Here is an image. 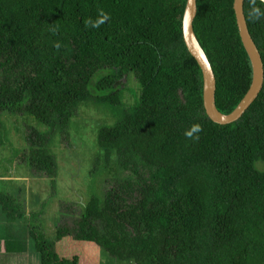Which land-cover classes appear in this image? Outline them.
I'll use <instances>...</instances> for the list:
<instances>
[{
	"label": "trees",
	"instance_id": "obj_1",
	"mask_svg": "<svg viewBox=\"0 0 264 264\" xmlns=\"http://www.w3.org/2000/svg\"><path fill=\"white\" fill-rule=\"evenodd\" d=\"M233 1L197 0L193 21L224 114L252 78ZM185 3L0 0V148L5 122L27 117L35 125L25 136L27 172L52 177L53 141L78 131L85 110L94 159L113 182L86 200L74 239L94 243L117 264H264V84L239 120L221 125L207 116L202 73L182 37ZM253 6L264 12V3L243 7L264 67V16L253 20ZM100 12L110 19L92 28L88 21ZM125 92L135 96L132 105ZM194 124L199 139L185 136ZM5 178V252L25 251L32 238L41 264H78L34 228L26 241L27 214ZM61 229L57 238L67 234Z\"/></svg>",
	"mask_w": 264,
	"mask_h": 264
},
{
	"label": "rangeland",
	"instance_id": "obj_2",
	"mask_svg": "<svg viewBox=\"0 0 264 264\" xmlns=\"http://www.w3.org/2000/svg\"><path fill=\"white\" fill-rule=\"evenodd\" d=\"M132 84H135L134 78L128 80L126 85ZM123 101L126 105H132L135 96L125 92ZM85 112L83 110L84 115L80 114L76 117V121L79 122L78 131H72L68 136H56L53 141L51 147L58 167L53 180L42 172L34 170L33 173L32 171L27 172L29 167L26 166L24 149L28 144L25 142V136L29 127L35 125L30 126L28 122L30 119L27 117L19 118L17 121L8 120V116L3 118L8 121L5 122L6 125L4 126L5 146L0 148V178L12 177L7 181V188L9 191H14L15 196L27 202L26 219L29 220L31 226L35 227L37 231L43 232L48 239L51 238L50 232L54 225L61 220L60 210L62 212L65 208H69L62 215L63 221H68V212L71 211L74 214L78 212V209L74 210L78 207H71L68 204L77 205L81 200L86 201L93 194L104 193L101 184L107 178V173L105 168H100L94 159V136L86 129L93 130L94 124L89 125L87 122H83L88 120ZM89 113L95 119L102 115L105 116V113L92 111ZM124 174L126 175V172ZM29 178L35 180L30 181ZM106 182L107 187H109L113 180L108 178ZM31 244L32 238L30 239ZM26 250H31L29 244ZM82 250L87 256L86 259L89 263L86 260L85 262L88 264H113V261L102 254L95 245L86 244ZM0 264L23 263L17 259V256L3 253L0 244Z\"/></svg>",
	"mask_w": 264,
	"mask_h": 264
},
{
	"label": "water",
	"instance_id": "obj_3",
	"mask_svg": "<svg viewBox=\"0 0 264 264\" xmlns=\"http://www.w3.org/2000/svg\"><path fill=\"white\" fill-rule=\"evenodd\" d=\"M244 1L234 0L233 9L235 12L236 25L242 45L248 55L251 64L252 78L250 87L239 101L237 106L227 114L218 110L215 103L216 78L211 63L201 47L193 28V21L197 14V0H186L182 16V37L188 52L194 57L202 73V100L207 116L214 122L221 125L230 124L241 118L259 95L264 84V67L261 54L249 33L246 17L244 14ZM261 1V0H260ZM30 251L10 252L7 255L17 256L23 264H41L39 254L34 248V242L30 245ZM28 249V247H27Z\"/></svg>",
	"mask_w": 264,
	"mask_h": 264
},
{
	"label": "flooded vegetation",
	"instance_id": "obj_4",
	"mask_svg": "<svg viewBox=\"0 0 264 264\" xmlns=\"http://www.w3.org/2000/svg\"><path fill=\"white\" fill-rule=\"evenodd\" d=\"M31 172V169L30 171ZM33 173V171H32ZM56 175V174H55ZM55 175H53L52 177L48 176L49 178H51L53 180V178L55 177ZM29 176V175H28ZM7 178H9L10 176H5ZM30 177V176H29ZM4 178V177H3ZM30 181L35 180L34 178L31 179L29 178ZM108 179V178H106ZM107 183L104 181L101 184V188H104V192L106 190ZM19 201V203L21 204L23 210L25 211V213L28 211V206H27V202L25 200H22L20 197L16 196ZM86 201H82L80 203H78L77 205H70L78 207V208H74V210L78 209V212H76V214H74L73 212H68L67 216H68V221H63L62 219V215H64V211H66L69 208H65L62 212L61 210L59 211V215H61V220H59L53 227L51 233V238L49 239L51 242L54 241V250L55 252L60 256V257H65L67 259H74L75 257L78 259V264H88L89 261H87V256L85 255V253L83 252L82 248L86 245V244H90V245H95L94 243H89L86 241H78L76 239H74V232L76 230H78L79 228V219L78 217L81 215V211L83 206L85 205ZM62 209V208H60ZM62 213V214H61ZM71 216V217H70ZM73 216V217H72ZM9 221V220H8ZM11 224L16 226V221H11ZM23 225H25L27 227V229H25V237H27L28 235L31 236L32 235V229L35 228L33 226H30L29 224V220L25 218V220L22 223ZM10 225V224H8ZM66 228L67 229V234L65 236H62L61 238H57V231H62L61 228ZM36 232L37 229L35 228ZM66 231V230H64ZM41 232V231H40ZM43 233V232H42ZM44 234V233H43ZM19 236V234L17 233V231L14 233V237ZM13 238H10L9 240H11ZM29 239L28 237L26 238ZM48 239V238H47ZM17 240V239H16ZM29 241V240H28ZM27 241V242H28ZM97 246V245H95ZM28 247V246H27ZM98 247V246H97ZM101 251L102 254H104L108 259L112 260L108 254L104 253V251L98 247ZM82 258V259H81ZM85 260L88 262L86 263ZM113 261V260H112ZM113 264H117L115 261H113ZM121 264V263H118Z\"/></svg>",
	"mask_w": 264,
	"mask_h": 264
},
{
	"label": "clouds",
	"instance_id": "obj_5",
	"mask_svg": "<svg viewBox=\"0 0 264 264\" xmlns=\"http://www.w3.org/2000/svg\"><path fill=\"white\" fill-rule=\"evenodd\" d=\"M254 5V0H252ZM262 3H264V0H261ZM249 15L252 17L253 20H258L261 18V16H264V12H261V10L255 6L251 8V11ZM110 19L109 15L104 12L99 13V18L95 21L89 20L88 23L92 28H99L101 24H103L106 20ZM202 131L199 124L192 125L189 129L185 131V136L189 139H199L198 133Z\"/></svg>",
	"mask_w": 264,
	"mask_h": 264
},
{
	"label": "crops",
	"instance_id": "obj_6",
	"mask_svg": "<svg viewBox=\"0 0 264 264\" xmlns=\"http://www.w3.org/2000/svg\"><path fill=\"white\" fill-rule=\"evenodd\" d=\"M0 229L2 231V235L0 236L1 250H2L3 253L6 254L7 252H5L4 247H3V235H4V231H3V227H2V222H0Z\"/></svg>",
	"mask_w": 264,
	"mask_h": 264
}]
</instances>
